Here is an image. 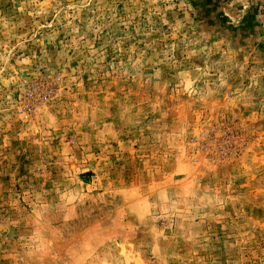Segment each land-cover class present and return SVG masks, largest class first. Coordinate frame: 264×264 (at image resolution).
<instances>
[{
  "label": "rangeland",
  "instance_id": "1",
  "mask_svg": "<svg viewBox=\"0 0 264 264\" xmlns=\"http://www.w3.org/2000/svg\"><path fill=\"white\" fill-rule=\"evenodd\" d=\"M0 264H264V0H0Z\"/></svg>",
  "mask_w": 264,
  "mask_h": 264
}]
</instances>
